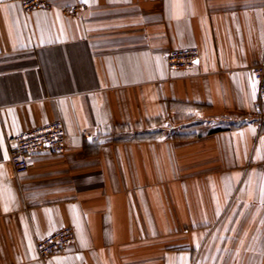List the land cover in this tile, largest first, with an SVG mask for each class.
Returning <instances> with one entry per match:
<instances>
[{
	"label": "crops",
	"instance_id": "0c3cea01",
	"mask_svg": "<svg viewBox=\"0 0 264 264\" xmlns=\"http://www.w3.org/2000/svg\"><path fill=\"white\" fill-rule=\"evenodd\" d=\"M50 1L0 0V264H264V0ZM56 120L65 152L16 174L9 137Z\"/></svg>",
	"mask_w": 264,
	"mask_h": 264
},
{
	"label": "built area",
	"instance_id": "2783aa9c",
	"mask_svg": "<svg viewBox=\"0 0 264 264\" xmlns=\"http://www.w3.org/2000/svg\"><path fill=\"white\" fill-rule=\"evenodd\" d=\"M25 13L37 10L49 11L53 8L50 0H22ZM77 8L68 13H76ZM197 48L175 49L166 55L167 67L170 70H189L195 68L200 54ZM252 78L258 94L260 109L259 128L264 135V62L252 69ZM62 120H56L44 126H39L16 136L9 137V164L16 174H23L30 168L32 158L45 153L63 154L67 144V132ZM76 232L72 227L61 230L36 241L35 248L40 258L59 253L73 245Z\"/></svg>",
	"mask_w": 264,
	"mask_h": 264
},
{
	"label": "rangeland",
	"instance_id": "374dc122",
	"mask_svg": "<svg viewBox=\"0 0 264 264\" xmlns=\"http://www.w3.org/2000/svg\"><path fill=\"white\" fill-rule=\"evenodd\" d=\"M194 124H198L197 121H194L193 122ZM187 126V125H186ZM188 127V126H187ZM177 129H181V127H173V125L169 124V127L168 129H165L164 132H165V135L166 136H170V135H173V131H176ZM163 132V131H162Z\"/></svg>",
	"mask_w": 264,
	"mask_h": 264
}]
</instances>
